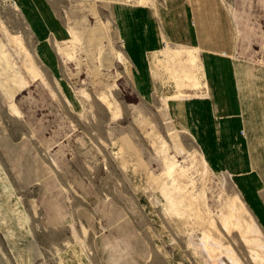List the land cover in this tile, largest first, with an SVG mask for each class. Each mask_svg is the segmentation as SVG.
I'll use <instances>...</instances> for the list:
<instances>
[{"label":"rangeland","instance_id":"1","mask_svg":"<svg viewBox=\"0 0 264 264\" xmlns=\"http://www.w3.org/2000/svg\"><path fill=\"white\" fill-rule=\"evenodd\" d=\"M5 66L0 264H264V0H0Z\"/></svg>","mask_w":264,"mask_h":264},{"label":"crops","instance_id":"2","mask_svg":"<svg viewBox=\"0 0 264 264\" xmlns=\"http://www.w3.org/2000/svg\"><path fill=\"white\" fill-rule=\"evenodd\" d=\"M199 25H201V23H199ZM74 36H75V38L77 37L76 34H74ZM59 47H60V46H59ZM60 49H61L62 52H64V55L67 54V50H66V49H63V48H61V47H60ZM65 50H66V51H65ZM194 53H195V52H194ZM168 55H169V54H168ZM188 55H192V52H188ZM68 56H70V54H68ZM169 56H170V59H171V57H173V58H172V59H173L172 62L179 63V62H178L179 60H178L176 57H174L173 54H170ZM3 58H5V61H9L7 55L4 56ZM5 67H7V69L9 68V66H5ZM3 69H4V67H3L0 71H1L2 73L6 74V75H9V76H6L7 78H9V77L12 78V79H11L12 84H15V82H20L19 80H17V71H16L15 68H9V70H8L6 73L4 72ZM185 78L188 79V80H189V79H191V80H195V81H196V86L198 85V83H197V79H196V77H195L194 75H192L191 71H189V73H187V74L185 73ZM177 81L180 82L179 80H177ZM245 100H246V99H245ZM14 106H15V105H14ZM244 107H245V106H244ZM244 107H243V108H244ZM13 109H15V107H14ZM228 109H233V108L228 107ZM174 167H175L174 163H171L170 168L168 169V173H169V174L172 173Z\"/></svg>","mask_w":264,"mask_h":264},{"label":"bare ground","instance_id":"3","mask_svg":"<svg viewBox=\"0 0 264 264\" xmlns=\"http://www.w3.org/2000/svg\"><path fill=\"white\" fill-rule=\"evenodd\" d=\"M2 27H3V26H2ZM3 28H4V27H3ZM4 32H5V30H4ZM5 34H6V33H5ZM8 36H9V35H8ZM14 36H15V35H14ZM9 37H10V36H9ZM17 37H18V36H16V37H12V40L14 41ZM10 39H11V38H10ZM10 39H9V40H10ZM13 41H12V42H13ZM17 41H18V40H17ZM14 42H15V41H14ZM16 43H17V42H16ZM18 48H20V47L18 46ZM20 49H21V48H20ZM26 51H27V50H26ZM18 53H19V52H18ZM27 53H28V52H27ZM19 54H20V53H19ZM28 60H29V59H28ZM27 63H28V61H27ZM25 64H26V63H25ZM31 64H32V63L29 62V64L26 65V67H27L26 69H29V72L31 73L33 79H35V77H37V76L35 75V73H34V69H35V68H34V65L32 66ZM35 67H36V66H35ZM33 68H34V69H33ZM39 74H40V73H39ZM40 75L42 76V73H41ZM47 85H48V84H47ZM13 108H14V106H13ZM15 110H16V109H15ZM15 112H16V111H15ZM18 114H19V113H18ZM167 131H168V130H167ZM32 137H33V136H32ZM105 144H106V143H105ZM108 146H109V145H108ZM237 195H238V194H237ZM235 197H236V196H235ZM235 197H234V199H235ZM237 197H238V196H237ZM237 197H236V198H237ZM232 199H233V198H232ZM238 199H239V198H238ZM238 199H237V200H238ZM238 201H239V200H238ZM232 203H233V205H234L235 200H234ZM242 205H243V204H242ZM237 207H238V205H237ZM239 209H240V208H239ZM222 214H223V213H222ZM225 217H226V216H225ZM255 225H256V224H255ZM258 231H259V230H258ZM206 235H207V234H206ZM213 242H214V241H213ZM255 242H256V241H255ZM210 243H211V242H210ZM210 243H209V244H210ZM202 244H203V243H202ZM212 244H213V243H212ZM196 245H197V244H196ZM196 245H195V246H196ZM210 245H211V244H210ZM210 245H209V246H210ZM198 247H199V246H198ZM210 247H211V246H210ZM215 247H216V246H215ZM205 248H206V247H205ZM251 251H252V250H251ZM253 251H254V250H253ZM207 253H208V252H207ZM207 253H206V254H207ZM258 253H259V252H258ZM258 253H257V254H258ZM219 254H220V253H219ZM221 255H222V254H221ZM220 257H221V256H220ZM225 258H226V257H225ZM227 258H228V257H227ZM253 258H254V257H253ZM231 259H232V258H231ZM213 260H215V259H213ZM221 261H224V260H221ZM234 261H235V260H234ZM232 262H233V261H232ZM217 263H218V262H217ZM210 264H211V262H210ZM223 264H224V263H223Z\"/></svg>","mask_w":264,"mask_h":264}]
</instances>
